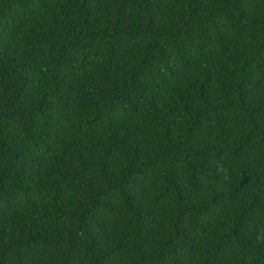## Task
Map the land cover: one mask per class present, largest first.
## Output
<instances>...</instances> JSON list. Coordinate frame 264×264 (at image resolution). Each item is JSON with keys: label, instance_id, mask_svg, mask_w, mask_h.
<instances>
[{"label": "trees", "instance_id": "trees-1", "mask_svg": "<svg viewBox=\"0 0 264 264\" xmlns=\"http://www.w3.org/2000/svg\"><path fill=\"white\" fill-rule=\"evenodd\" d=\"M0 264H264V0H0Z\"/></svg>", "mask_w": 264, "mask_h": 264}]
</instances>
